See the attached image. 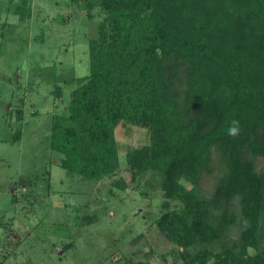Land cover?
<instances>
[{
  "label": "trees",
  "instance_id": "1",
  "mask_svg": "<svg viewBox=\"0 0 264 264\" xmlns=\"http://www.w3.org/2000/svg\"><path fill=\"white\" fill-rule=\"evenodd\" d=\"M102 6L107 20L89 43L90 74L77 80L67 114L52 119L60 166L100 181L120 168L119 125L148 128L150 145L126 162L133 180L162 176L167 199L183 205L157 221L183 264H264V173L254 161L264 157V0ZM30 10L26 0L17 12L24 20ZM171 57V76L189 64L184 105L160 77L158 63ZM233 121L239 132L230 136ZM214 151L225 170L207 194L200 181Z\"/></svg>",
  "mask_w": 264,
  "mask_h": 264
},
{
  "label": "rangeland",
  "instance_id": "2",
  "mask_svg": "<svg viewBox=\"0 0 264 264\" xmlns=\"http://www.w3.org/2000/svg\"><path fill=\"white\" fill-rule=\"evenodd\" d=\"M24 1L0 0V262L183 264L157 226L183 205L167 199L162 176L133 180L126 162L150 145L148 128L119 125L120 168L96 182L63 169L50 148L53 117L67 114L77 80L90 74L89 43L107 20L102 0H27L22 20ZM173 62L158 63L160 77L184 105L189 64L171 76ZM254 161L264 173V157ZM224 170L214 151L200 181L207 194Z\"/></svg>",
  "mask_w": 264,
  "mask_h": 264
},
{
  "label": "clouds",
  "instance_id": "3",
  "mask_svg": "<svg viewBox=\"0 0 264 264\" xmlns=\"http://www.w3.org/2000/svg\"><path fill=\"white\" fill-rule=\"evenodd\" d=\"M238 124V122L236 121H233L232 124L229 126L228 128V135L230 136H235L238 134L239 132V129L238 127L236 126Z\"/></svg>",
  "mask_w": 264,
  "mask_h": 264
}]
</instances>
